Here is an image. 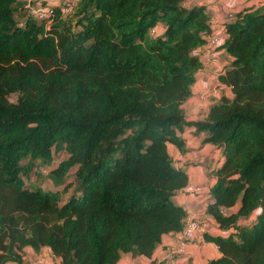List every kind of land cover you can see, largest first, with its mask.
I'll list each match as a JSON object with an SVG mask.
<instances>
[{"label":"trees","instance_id":"1","mask_svg":"<svg viewBox=\"0 0 264 264\" xmlns=\"http://www.w3.org/2000/svg\"><path fill=\"white\" fill-rule=\"evenodd\" d=\"M69 1L64 12L66 0H41L49 13L37 17L0 0V264L26 247H49L58 264L151 257L187 225L175 197L188 174L169 152L185 149L186 126L224 155L205 212L227 233L204 234L220 252L206 264H264V3L225 22L219 80L233 96L190 121L195 51L212 32L205 3ZM39 160L55 189L26 183Z\"/></svg>","mask_w":264,"mask_h":264},{"label":"crops","instance_id":"2","mask_svg":"<svg viewBox=\"0 0 264 264\" xmlns=\"http://www.w3.org/2000/svg\"><path fill=\"white\" fill-rule=\"evenodd\" d=\"M187 3H205L211 13L212 32L219 33L222 27L225 26V22L234 13L247 6L261 5L264 3V0H188ZM156 30L159 32L163 31V25H158ZM201 47H198L195 53H199ZM218 57V63L203 65L197 73L196 81L192 87V95L183 104L187 120L204 119L213 101L219 99L222 95L233 96L231 89L220 82L218 72L221 65L224 67L229 64L231 57L221 46L218 50ZM180 135L185 142V149L181 151L177 146L170 144L169 152L176 165L186 168L188 184L175 197V200L187 210L188 215L191 212L201 220L206 221L207 228L195 233L194 237L186 245L185 251L177 255H174V251L179 243L180 234H166L151 257L136 256L143 257L146 264H206L209 259L218 257L220 252L214 242L205 240L204 234L224 235L227 233L226 230L220 228L211 215L205 212L210 196V188L216 181L213 170L221 166L224 161L222 148L209 142H203L202 138L205 133H196L193 126H186ZM42 254L46 255L48 259L47 263L58 264L59 259L52 254L49 247H43L40 251H35L32 247L24 248L22 261H31L32 257H40ZM170 255H173V260L171 261L167 259ZM123 258L122 255L120 262ZM11 262L9 261L6 264H10Z\"/></svg>","mask_w":264,"mask_h":264},{"label":"built area","instance_id":"3","mask_svg":"<svg viewBox=\"0 0 264 264\" xmlns=\"http://www.w3.org/2000/svg\"><path fill=\"white\" fill-rule=\"evenodd\" d=\"M217 1V0H210ZM29 9V13L37 17H45L49 13V6L42 4L41 2L33 3L31 1L27 2L25 5ZM72 1L67 0L63 5L62 9L64 12H67L71 9ZM224 27H222L219 33L211 32L207 38L206 43L201 47L199 51L200 59L203 65H214L218 63V50L223 44L226 34L224 32ZM157 30L152 29L151 33L156 34ZM223 69V66L219 67L218 72L220 73ZM198 189V188H197ZM207 223L204 220L198 218L195 214L191 212L187 218V225L184 230L179 235V243L175 248L174 255L182 254L185 251V247L188 242L194 237L195 233L200 230L206 229ZM169 259H173V255L169 256Z\"/></svg>","mask_w":264,"mask_h":264},{"label":"rangeland","instance_id":"4","mask_svg":"<svg viewBox=\"0 0 264 264\" xmlns=\"http://www.w3.org/2000/svg\"><path fill=\"white\" fill-rule=\"evenodd\" d=\"M33 2V3H38L41 0H19V6L23 7L26 5L27 2ZM62 1L65 0H47L48 4L50 3H59L61 4ZM67 1V0H66ZM25 12V8L19 10L18 13H22ZM17 14V13H16ZM11 99L14 101L16 99L15 95L11 96ZM65 153L62 151H55L54 152V159H55V163L61 161L64 157H65ZM48 167L46 165L43 164V162L41 160L36 161L33 163L32 168L30 169V171L26 174H24V179L26 181L27 184H37V185H41L42 187H44L45 189H55L56 187L53 185V183L51 182V180L48 177ZM68 194H63V199L65 200L67 198ZM123 255V260H121V262L119 261L118 264H146L144 261L143 257H136L134 255H132L131 253H124ZM169 259V257L167 258ZM173 259H169V261H171ZM32 261V263H31ZM31 261H21V262H17V261H12L10 264H51V263H47L48 259L46 257V255H40L39 256H35L34 258L32 257ZM42 262V263H38V262ZM165 261V260H164ZM50 262V260H49ZM166 262V261H165Z\"/></svg>","mask_w":264,"mask_h":264}]
</instances>
